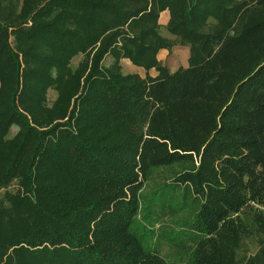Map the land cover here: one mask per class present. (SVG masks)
I'll list each match as a JSON object with an SVG mask.
<instances>
[{
  "label": "trees",
  "instance_id": "obj_1",
  "mask_svg": "<svg viewBox=\"0 0 264 264\" xmlns=\"http://www.w3.org/2000/svg\"><path fill=\"white\" fill-rule=\"evenodd\" d=\"M161 168L171 259L135 224ZM0 264H264V0H0Z\"/></svg>",
  "mask_w": 264,
  "mask_h": 264
},
{
  "label": "rangeland",
  "instance_id": "obj_2",
  "mask_svg": "<svg viewBox=\"0 0 264 264\" xmlns=\"http://www.w3.org/2000/svg\"><path fill=\"white\" fill-rule=\"evenodd\" d=\"M163 34L171 37L165 29ZM173 37V36H172ZM171 37V38H172ZM176 45L172 50H168V53L163 57L165 64L172 70L175 71L179 67L188 64L189 47ZM160 53V52H159ZM158 54V58H159ZM188 57V58H187ZM81 56L76 57L73 60V66H76L80 61ZM163 59H160L163 61ZM110 60L107 59L105 64H109ZM147 70V69H146ZM149 71V70H148ZM149 74V73H148ZM57 92L51 90L49 92V102L52 103L56 98ZM17 128H13L11 135L16 132ZM175 173L168 168L159 169V173L155 174V179L147 183L143 193L148 194L143 198L144 210L141 211L140 217L136 221V225H140L139 234H146V244L155 246L158 243V249L160 253L167 258L171 259V251L173 249H179L180 243H171L167 239L172 237L175 241H183L187 238L186 245H193L194 241L189 233L190 227L186 224L187 221L191 220V215L187 210H178L177 205L172 203L169 207L166 205L161 196H157L155 193H150L153 189L158 187L159 183L164 179L173 177ZM163 196V195H162ZM185 229V230H182ZM158 236V240L156 237ZM259 245L256 239H248L244 246L239 250L240 256L250 255L258 249Z\"/></svg>",
  "mask_w": 264,
  "mask_h": 264
},
{
  "label": "crops",
  "instance_id": "obj_3",
  "mask_svg": "<svg viewBox=\"0 0 264 264\" xmlns=\"http://www.w3.org/2000/svg\"><path fill=\"white\" fill-rule=\"evenodd\" d=\"M162 22H163V23H166V22H167V14H166V12L163 13ZM181 46L189 47V46H186V45H181ZM184 47H183V48H184ZM184 49H185V48H184ZM189 50H190V48H189ZM167 53H168V50H166V49H162V50L160 51V53H159V54H161V55H159V58H160V59H163V57H164ZM189 56H190V51H189V55H188V57H189ZM188 57H187V58H188ZM162 62L165 64L164 59H163ZM187 62H188V64H189V58H188V61H187ZM121 63H122V65H123V69H124V71H125V72H128V73H139V74L142 75L143 77H145L148 73L151 74L152 76H156V75H158V71H157L155 68L150 69V70L148 71V70H146L144 67L137 66V65L133 64V63L130 61V59H128V58H123L122 61H121ZM188 64H187V65H184V66H188Z\"/></svg>",
  "mask_w": 264,
  "mask_h": 264
}]
</instances>
